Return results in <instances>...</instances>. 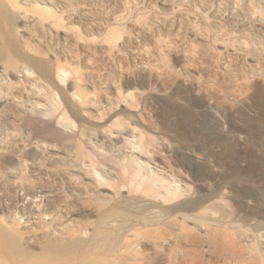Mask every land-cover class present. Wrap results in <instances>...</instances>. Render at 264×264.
<instances>
[{
    "label": "rangeland",
    "instance_id": "rangeland-1",
    "mask_svg": "<svg viewBox=\"0 0 264 264\" xmlns=\"http://www.w3.org/2000/svg\"><path fill=\"white\" fill-rule=\"evenodd\" d=\"M0 264H264V0H0Z\"/></svg>",
    "mask_w": 264,
    "mask_h": 264
},
{
    "label": "bare ground",
    "instance_id": "bare-ground-1",
    "mask_svg": "<svg viewBox=\"0 0 264 264\" xmlns=\"http://www.w3.org/2000/svg\"><path fill=\"white\" fill-rule=\"evenodd\" d=\"M85 105V103L83 104ZM85 108V107H84ZM85 111L87 112V114L91 117V118H97L99 116V110L98 109H94V108H91V107H88L86 106L85 108ZM202 157V156H201ZM107 189V188H106ZM104 195L106 196H112L114 193L110 192V193H106L105 192V187L103 186L101 189H100ZM229 196V192L227 191V189H222L221 191L218 192V194H216L212 199L211 201L213 202H222V201H225V199ZM149 197V196H148ZM149 202V201H148ZM136 204V203H135ZM144 204V203H143ZM154 205V204H153ZM135 206V205H134ZM133 208V207H132ZM156 211H159L156 209ZM155 209H153V212H156ZM158 215V213H157ZM160 215V214H159ZM182 215L183 218L186 219V215L185 214H180ZM163 217V215H161ZM188 220V218L186 219ZM190 221V220H189ZM190 222H193V221H190ZM125 232V231H124ZM137 238V233H135L134 231H128V233L126 234V239L128 241H135ZM126 252V251H125Z\"/></svg>",
    "mask_w": 264,
    "mask_h": 264
}]
</instances>
